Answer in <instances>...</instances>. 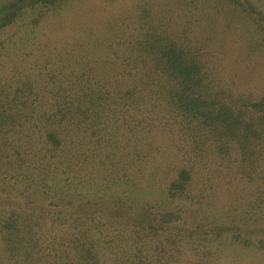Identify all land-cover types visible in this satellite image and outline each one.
I'll return each instance as SVG.
<instances>
[{"label": "trees", "instance_id": "16d2710c", "mask_svg": "<svg viewBox=\"0 0 264 264\" xmlns=\"http://www.w3.org/2000/svg\"><path fill=\"white\" fill-rule=\"evenodd\" d=\"M71 2L0 0L2 56L13 45L35 59L0 76V264H264V203L221 211L196 191L191 166L161 187L117 129L132 141L176 128L183 155L205 163L201 174L239 150L257 165L264 103L222 100L206 56L142 5L100 34L28 37ZM185 3L225 14L256 5Z\"/></svg>", "mask_w": 264, "mask_h": 264}, {"label": "rangeland", "instance_id": "374dc122", "mask_svg": "<svg viewBox=\"0 0 264 264\" xmlns=\"http://www.w3.org/2000/svg\"><path fill=\"white\" fill-rule=\"evenodd\" d=\"M255 3V11L251 13L246 8L248 13L234 10L225 14L223 10L218 11V4L213 3L198 5V10L190 12L192 8L185 0H72L69 6L53 12L39 33L28 37L45 41L48 39L44 40L43 35L51 39H67L84 31L100 34L111 24L129 18L142 5L164 17L162 25H166H163L166 32L206 56V69L213 79L211 87L222 100L237 108L245 102L264 103V5L258 4V0ZM19 27L21 25L17 29ZM15 49L12 45L5 50H10L9 58H4L0 50V76L5 79L12 78L11 71L16 70L17 65L22 69L35 65L33 56L24 55V47ZM117 129L124 134L119 139L122 146L141 152L134 165H141L145 171H156V180L161 187L170 184L181 169L191 166L195 168L196 191H203V196L221 211H228L226 208L233 203L258 204L256 206L264 203V161L257 165L253 163L254 159L244 163L239 150L236 157L211 159L201 174L200 167L205 163L183 155L178 143L180 133L176 128L169 135L153 130L146 140L142 136L132 141L128 140L125 126ZM262 152L264 154L263 148ZM257 166L261 167L252 170ZM203 177L207 179L206 184L204 180L200 182Z\"/></svg>", "mask_w": 264, "mask_h": 264}]
</instances>
